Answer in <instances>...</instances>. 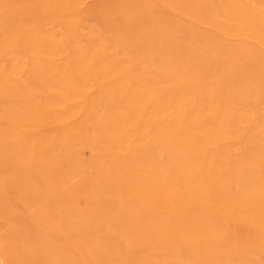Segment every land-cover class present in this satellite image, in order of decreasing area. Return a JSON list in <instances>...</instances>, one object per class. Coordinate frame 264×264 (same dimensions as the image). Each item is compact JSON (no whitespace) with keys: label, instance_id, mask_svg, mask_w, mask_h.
<instances>
[{"label":"bare ground","instance_id":"1","mask_svg":"<svg viewBox=\"0 0 264 264\" xmlns=\"http://www.w3.org/2000/svg\"><path fill=\"white\" fill-rule=\"evenodd\" d=\"M0 264H264V0H0Z\"/></svg>","mask_w":264,"mask_h":264},{"label":"rangeland","instance_id":"2","mask_svg":"<svg viewBox=\"0 0 264 264\" xmlns=\"http://www.w3.org/2000/svg\"><path fill=\"white\" fill-rule=\"evenodd\" d=\"M19 17H20V16H19ZM23 24H25V22H24ZM19 61H20V65H24L25 62H28V51L25 50V45L22 46V48L20 49ZM24 72L27 73L28 70H25ZM25 73H24V74H25ZM21 74H23V73H21ZM28 83H29V82H28ZM28 83H27V84H28ZM27 84H26V85H27ZM28 86H29V84H28ZM24 91H25V93H26V89H25ZM24 102L26 103V97H25V99H24Z\"/></svg>","mask_w":264,"mask_h":264}]
</instances>
